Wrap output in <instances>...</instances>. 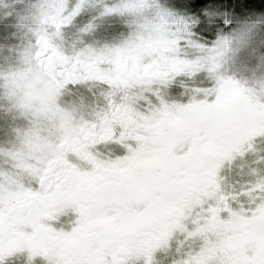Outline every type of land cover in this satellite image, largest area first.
Listing matches in <instances>:
<instances>
[{"label":"snow or ice","instance_id":"obj_1","mask_svg":"<svg viewBox=\"0 0 264 264\" xmlns=\"http://www.w3.org/2000/svg\"><path fill=\"white\" fill-rule=\"evenodd\" d=\"M0 264H264V0H0Z\"/></svg>","mask_w":264,"mask_h":264}]
</instances>
